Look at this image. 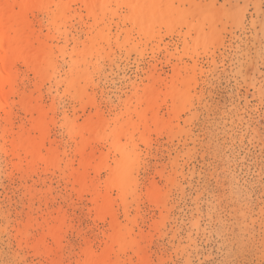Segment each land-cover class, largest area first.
Instances as JSON below:
<instances>
[{
    "label": "rangeland",
    "instance_id": "1",
    "mask_svg": "<svg viewBox=\"0 0 264 264\" xmlns=\"http://www.w3.org/2000/svg\"><path fill=\"white\" fill-rule=\"evenodd\" d=\"M0 6V264H264V0Z\"/></svg>",
    "mask_w": 264,
    "mask_h": 264
},
{
    "label": "bare ground",
    "instance_id": "2",
    "mask_svg": "<svg viewBox=\"0 0 264 264\" xmlns=\"http://www.w3.org/2000/svg\"><path fill=\"white\" fill-rule=\"evenodd\" d=\"M17 6L25 8L32 3V0H12ZM5 11L4 6H0V53L4 54L3 62L9 65L11 61V55L14 52H19L26 47L27 38L23 31L17 26V19L12 17H3L2 12ZM13 31L15 33V40L10 43L9 33ZM32 59L31 55L28 56ZM8 83V76L4 71H0V88ZM3 102L2 94L0 95V106Z\"/></svg>",
    "mask_w": 264,
    "mask_h": 264
}]
</instances>
